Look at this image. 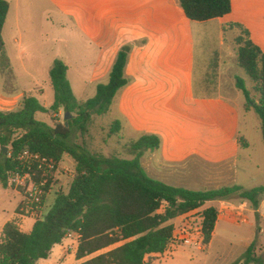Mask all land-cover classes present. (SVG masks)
Wrapping results in <instances>:
<instances>
[{
	"label": "trees",
	"instance_id": "1",
	"mask_svg": "<svg viewBox=\"0 0 264 264\" xmlns=\"http://www.w3.org/2000/svg\"><path fill=\"white\" fill-rule=\"evenodd\" d=\"M180 8L190 21L206 22L230 13V0H178ZM9 3L0 0V58H4L3 28ZM239 30L235 37V65L243 70L252 84L257 99L253 100L245 80L236 78V88L242 93L245 111L257 117L264 144V53L254 45L248 31L239 24L224 27ZM131 47L124 45L117 53L106 84H99L93 98L78 102L67 78L68 67L55 60L48 72L53 90V103L45 108L36 98L24 96L13 111H0V184L4 189L6 173L18 167L16 158L28 150L52 160L56 171L63 158L74 162V176L67 193H58L46 215L35 220L30 232L20 230L17 220L8 222L0 236V264H35L46 260L54 246L62 243L68 233L78 235L75 260L77 264H146L150 255L166 252L173 233V221L188 212L202 208L206 203L228 201L238 196L258 210L264 198V186L245 190L240 186L195 191L176 188L150 178L141 166L145 151L159 149L161 140L156 135H141L115 151L111 157L92 153L85 144L72 141L77 131L81 136L89 132L96 118L110 110L118 92L128 84L124 69ZM7 62V61H6ZM45 114L54 123L52 127L36 121V115ZM71 118L63 124L55 123L60 114ZM64 117V116H63ZM67 123V125H65ZM121 131L118 120L110 127L111 134ZM241 147L247 141L239 138ZM2 148H7L3 154ZM53 176L45 187V199L50 192ZM17 214L21 216L20 207ZM204 243L208 245L217 220V209L209 206L201 213ZM256 223L259 221L255 213ZM256 227V233L259 232ZM252 243L246 250L251 262Z\"/></svg>",
	"mask_w": 264,
	"mask_h": 264
},
{
	"label": "crops",
	"instance_id": "2",
	"mask_svg": "<svg viewBox=\"0 0 264 264\" xmlns=\"http://www.w3.org/2000/svg\"><path fill=\"white\" fill-rule=\"evenodd\" d=\"M41 1L52 14L49 19L57 24L63 22L69 25L79 39L92 45L95 55L90 59L93 63L91 78L102 79L109 75L118 51L124 45L131 47L124 69L128 84L118 92L110 110L115 108L121 114V119L117 120L124 122L122 131L160 138L158 150L142 153L140 162L147 175L151 168L159 175L153 179L172 187L188 189L175 184L183 182L181 175L200 174L199 167L223 166L225 169L220 172L222 177L219 179L231 178L232 186L247 190L240 184L246 174L240 165L242 147L238 139L247 141V148L250 149V131L260 133V124L253 113L250 115L255 120L253 129L248 124L242 130L241 109H244L245 100L240 97L236 84L235 89L230 90L235 98L225 96L229 92L225 77L229 72L240 74V69L225 60L220 61L216 52L222 49L224 37L232 35L228 28L224 32V27L239 24L248 31L251 42L264 53V0H230L229 14L206 22L190 21L178 0ZM195 35L202 39L205 47L199 63ZM213 35L218 40L217 48L208 44ZM36 91L44 95L43 88L39 87ZM24 96H27L25 92L0 91V111L16 110ZM52 103L44 104V107L49 108ZM251 112L248 111V114ZM241 202L247 207L246 225L253 227L255 232V213H258V234L264 241V198L257 211L250 208L249 203ZM232 203L209 202L199 210L213 204H217L215 208L218 210L221 205ZM21 217L16 212V216L8 222L16 219L19 226ZM179 221L177 217L173 225ZM6 223L0 227V236ZM220 224L234 226L222 215L216 220L212 237ZM253 241L244 243L243 249L247 250ZM162 255L148 256L146 264H155L154 261L157 262ZM148 260L151 262L147 263Z\"/></svg>",
	"mask_w": 264,
	"mask_h": 264
},
{
	"label": "rangeland",
	"instance_id": "3",
	"mask_svg": "<svg viewBox=\"0 0 264 264\" xmlns=\"http://www.w3.org/2000/svg\"><path fill=\"white\" fill-rule=\"evenodd\" d=\"M10 4V10L3 28L2 37L4 41V58H0V91L2 92H25L44 104L49 105L53 102V90L50 85L48 70L55 60L62 61L68 67L67 77L70 80L72 91L79 102L93 98L96 87L99 84H106L108 76L102 79L91 78L93 69L92 59L95 53L92 45H87L69 25L49 19L50 10L41 0H6ZM17 16V19H16ZM233 35V36H232ZM232 35L224 37L222 49L216 54L220 61H226L235 67L236 46L235 37L240 35L239 30L232 31ZM208 44L218 47L216 35L209 39ZM196 59L197 63L203 57L205 50L202 39L195 35ZM7 61V62H6ZM235 65V66H234ZM231 73L225 77L229 92L225 93L227 98H235L230 90H234L236 77L245 80L246 87L251 91V96L257 99L252 91V84L248 80L243 70ZM43 88L44 95L41 96L36 89ZM242 99V93H240ZM242 130L251 125L255 120L254 115L241 109ZM64 114H60L55 123L63 124ZM121 119L115 108L102 118H96L89 132L81 136L77 131L73 133L72 141L75 144H85L92 153H99L105 157H111L115 151H122V146L131 139H137L140 134L125 132L111 134L110 127L115 120ZM36 121L52 127L53 122L45 114L38 113ZM257 121V120H256ZM121 127H124V122ZM253 129V128H252ZM251 129V130H252ZM250 149L242 147L240 155V165L244 169V175L240 184L247 190L264 186V144L262 135L255 130L250 131ZM200 174L181 175L183 182L176 185L185 186L191 190H210L232 186V179L220 180V172L225 169L223 166L211 168L199 167ZM187 171V170H186ZM148 175L157 178V171L149 169ZM74 176V162L69 157H64L55 173V180L50 187L45 207V215L54 204L58 193H67ZM232 176V175H231ZM167 182L173 183L168 180ZM228 201L238 203L243 201L238 196H232ZM21 202V197L11 189H4L0 184V227L3 223L12 220ZM250 205V204H249ZM217 207V204H213ZM251 208V206H250ZM264 208V204H263ZM202 211V210H201ZM19 221V228L22 232H30L35 218L22 216ZM259 227V221L254 222ZM253 227L246 223L220 224L215 230L211 244L200 248L186 247L178 245L173 249H167L155 264H264V241L259 237ZM223 230V233L222 231ZM256 233V236H255ZM255 237V238H254ZM251 262H247L246 250L243 244L253 240ZM77 247V237H66L64 241L53 247L50 256L46 260H39L35 264H76L77 261L73 254ZM152 260V259H151ZM151 261L148 260L147 263Z\"/></svg>",
	"mask_w": 264,
	"mask_h": 264
},
{
	"label": "built area",
	"instance_id": "4",
	"mask_svg": "<svg viewBox=\"0 0 264 264\" xmlns=\"http://www.w3.org/2000/svg\"><path fill=\"white\" fill-rule=\"evenodd\" d=\"M16 161L19 166L6 173V185L21 195V216L40 220L45 216V204L42 202L46 195L45 187L51 175L54 182L56 165L52 160L42 158L28 150L19 153ZM246 208L244 202L221 205L217 210V218L225 215L231 223H247ZM201 213L202 211L197 209L179 216L180 221L174 225L172 239L167 249H173L178 245L205 249ZM70 236L78 237L75 233H68L67 237Z\"/></svg>",
	"mask_w": 264,
	"mask_h": 264
},
{
	"label": "water",
	"instance_id": "5",
	"mask_svg": "<svg viewBox=\"0 0 264 264\" xmlns=\"http://www.w3.org/2000/svg\"><path fill=\"white\" fill-rule=\"evenodd\" d=\"M70 118H71V115L69 113L64 114L63 119L65 122H67ZM65 125H67V123ZM1 150L3 151V154H7V152H8L7 148H2Z\"/></svg>",
	"mask_w": 264,
	"mask_h": 264
}]
</instances>
